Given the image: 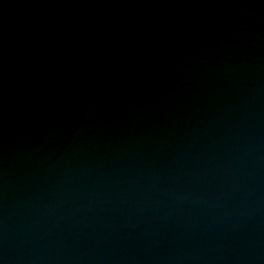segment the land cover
Returning <instances> with one entry per match:
<instances>
[{
    "label": "water",
    "instance_id": "95a60500",
    "mask_svg": "<svg viewBox=\"0 0 264 264\" xmlns=\"http://www.w3.org/2000/svg\"><path fill=\"white\" fill-rule=\"evenodd\" d=\"M0 264H264V0H0Z\"/></svg>",
    "mask_w": 264,
    "mask_h": 264
}]
</instances>
